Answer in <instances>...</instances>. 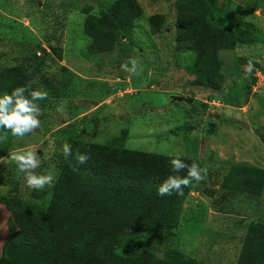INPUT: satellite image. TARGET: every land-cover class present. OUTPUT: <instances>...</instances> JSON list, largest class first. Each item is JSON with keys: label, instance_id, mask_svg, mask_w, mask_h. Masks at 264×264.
<instances>
[{"label": "rangeland", "instance_id": "374dc122", "mask_svg": "<svg viewBox=\"0 0 264 264\" xmlns=\"http://www.w3.org/2000/svg\"><path fill=\"white\" fill-rule=\"evenodd\" d=\"M129 2L140 8V16L117 33L110 50L91 51L88 19ZM200 2L204 12L215 7L218 25L249 34L246 42L219 52L224 77L219 91L192 84L194 54L180 50L177 42V6L198 7ZM207 3L210 6L202 0H0V69L21 67L28 84L34 81L32 90L48 92L46 100L38 101L41 127L24 138L8 132L7 141L0 142V197L9 204L4 212L8 219L13 212L22 213L18 199L47 203L54 187H27L12 153L36 152L41 158L37 173L52 170L57 178L63 145L71 146L75 139L91 146L194 159L206 170V179L194 182L177 204L174 234L155 235L156 255L162 258L173 248L206 264H237L249 226L264 216V190L256 196L236 194L228 201L219 194L209 196L207 190H218L233 165L264 169V0ZM130 57L139 59L141 75L122 70ZM249 60L255 68L246 77ZM176 95L193 98L196 106L172 101ZM62 102L63 114L56 111ZM7 232L0 237L3 245L11 234ZM145 244L141 237L134 241L138 247Z\"/></svg>", "mask_w": 264, "mask_h": 264}, {"label": "trees", "instance_id": "16d2710c", "mask_svg": "<svg viewBox=\"0 0 264 264\" xmlns=\"http://www.w3.org/2000/svg\"><path fill=\"white\" fill-rule=\"evenodd\" d=\"M204 10L201 2L198 7L177 6V42L180 50L194 54L196 78L192 84L219 91L224 81L219 52L246 42L249 34L215 23V7ZM140 14V8L129 2L113 5L102 17L89 18L86 33L92 38L91 51L110 50L117 33ZM152 29L158 32L154 24ZM27 84L28 75L21 67L0 69V96ZM77 151L90 156L86 164L77 163ZM71 152L63 159L47 203L17 200L22 213L13 212L8 219L11 234L2 247L0 264H206L173 248L166 249L162 258L156 255L155 235L174 234L177 204L195 182L183 189L182 196L158 195L169 176L187 175V169L172 170L171 160L177 157L91 146L76 139L71 142ZM181 159L188 165L199 164ZM263 190L264 169L233 165L221 187L207 192L228 201L236 194L256 196ZM0 203L9 207L3 197ZM138 237L145 239L143 247L134 245ZM237 264H264V216L249 226Z\"/></svg>", "mask_w": 264, "mask_h": 264}, {"label": "clouds", "instance_id": "9594fccd", "mask_svg": "<svg viewBox=\"0 0 264 264\" xmlns=\"http://www.w3.org/2000/svg\"><path fill=\"white\" fill-rule=\"evenodd\" d=\"M131 65V67H129ZM122 70L139 76L144 71L138 58L130 57L121 64ZM255 68L251 60L244 66L245 76H250ZM30 81L27 86L16 87L10 94L0 96V142H6L7 133L15 138H24L26 134L34 132L41 127V108L38 101L46 100L48 92L46 90H32ZM66 102H62L56 111L63 114ZM6 130V131H5ZM63 155L68 158L72 155L71 146L67 143L63 145ZM12 161L17 165L18 171L24 174L27 187L36 190H43L45 187H51L57 180V176L52 170L46 174H38L41 158L36 152L12 153ZM90 156L81 154L79 151L75 154V160L83 165L88 162ZM172 170L180 172L187 169L185 177L169 176L158 188V195L170 196L173 193L183 195V189L188 187L193 181L199 183L206 179V170L202 169L198 163L193 162L188 165L181 158L177 157L171 160ZM78 171L77 168L73 169Z\"/></svg>", "mask_w": 264, "mask_h": 264}, {"label": "crops", "instance_id": "0c3cea01", "mask_svg": "<svg viewBox=\"0 0 264 264\" xmlns=\"http://www.w3.org/2000/svg\"><path fill=\"white\" fill-rule=\"evenodd\" d=\"M6 210V207L4 204L0 203V237L7 232L8 229V217L5 216L4 212ZM9 231V230H8ZM1 242V239H0ZM0 245L3 246V244L0 243ZM2 253V247L0 246V257Z\"/></svg>", "mask_w": 264, "mask_h": 264}, {"label": "water", "instance_id": "95a60500", "mask_svg": "<svg viewBox=\"0 0 264 264\" xmlns=\"http://www.w3.org/2000/svg\"><path fill=\"white\" fill-rule=\"evenodd\" d=\"M172 101H174V102H185L187 104H192L194 102V99L186 97V96L176 95V96L172 97ZM242 125L245 128H250V125L248 123H246V122H242ZM261 139H262V141H264L263 138H261Z\"/></svg>", "mask_w": 264, "mask_h": 264}]
</instances>
